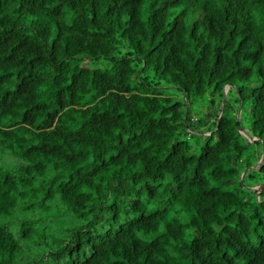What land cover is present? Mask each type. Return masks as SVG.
<instances>
[{
  "label": "trees",
  "instance_id": "trees-1",
  "mask_svg": "<svg viewBox=\"0 0 264 264\" xmlns=\"http://www.w3.org/2000/svg\"><path fill=\"white\" fill-rule=\"evenodd\" d=\"M262 144L264 0H0V264H264Z\"/></svg>",
  "mask_w": 264,
  "mask_h": 264
},
{
  "label": "water",
  "instance_id": "water-1",
  "mask_svg": "<svg viewBox=\"0 0 264 264\" xmlns=\"http://www.w3.org/2000/svg\"><path fill=\"white\" fill-rule=\"evenodd\" d=\"M226 91H227V89H224L223 103L225 102ZM220 114H221V113H220ZM239 116H240V110L238 111V114H237V121L239 120ZM194 133H196V132H194ZM197 134L201 135V134H203V133L198 132ZM245 136H246V135H245ZM247 138H248V140H250L251 142H253V141L256 140V139L250 137L249 135H247ZM263 162H264V145L262 144V146H261V159H260L259 163L257 164V166H255L253 169H258V168L263 164ZM250 170H252V168H248V169H246V170L242 173V175H241V180H240L241 183H243V180H244V177H245L246 173L249 172ZM249 190L254 191V190H256V189H251V188H249ZM259 194H260V189H257V195H256L257 199H259Z\"/></svg>",
  "mask_w": 264,
  "mask_h": 264
},
{
  "label": "rangeland",
  "instance_id": "rangeland-1",
  "mask_svg": "<svg viewBox=\"0 0 264 264\" xmlns=\"http://www.w3.org/2000/svg\"><path fill=\"white\" fill-rule=\"evenodd\" d=\"M240 134H241L243 137L247 138L248 133H247L246 131H242V132H240ZM245 135H246V136H245ZM247 139H248V138H247ZM251 189H255V188H251Z\"/></svg>",
  "mask_w": 264,
  "mask_h": 264
}]
</instances>
